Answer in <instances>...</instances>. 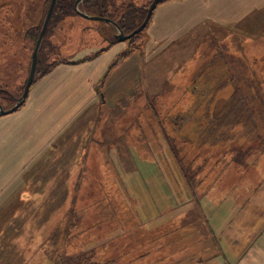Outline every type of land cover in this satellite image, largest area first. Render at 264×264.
<instances>
[{"label": "rangeland", "instance_id": "1", "mask_svg": "<svg viewBox=\"0 0 264 264\" xmlns=\"http://www.w3.org/2000/svg\"><path fill=\"white\" fill-rule=\"evenodd\" d=\"M151 1L107 0V10L119 18L131 10V4L143 7ZM49 6L48 0H0V88L19 93L25 85L38 39L32 27ZM112 28L107 21L80 14L63 16L49 33L48 45L55 54L47 63L106 53L116 34ZM196 36L153 58L156 53L144 52L145 38L140 39L141 47L105 77L128 46L120 41L121 46L126 43L124 48L97 85L105 92L98 102L58 134L54 147L38 152L24 179L6 181L5 188L19 182L21 194L17 210L16 205H11L12 210L0 209V264H55L53 256L64 245L73 256L82 251L98 261L122 264L118 254L128 249L123 241L126 225L138 239L144 234L143 249L135 248L145 254L146 264L237 263L223 256L209 226L206 212L213 210L215 219L224 221L223 208H214L207 199L211 190L202 191L197 167L193 175L188 173V187L171 154L174 148L166 142L167 131L152 124L147 127L151 111L147 103L160 112L186 95L193 99L190 85L195 80L200 88L220 77L240 84L246 97L238 104L227 97L229 102L217 107L208 130L213 143L232 142L236 156L241 154L244 160L243 165L229 164L215 184L220 188L222 177L239 179L264 151V37L223 29ZM250 85L258 98L247 94ZM1 102L9 106L2 95ZM194 107L181 111V117L188 118ZM178 235L180 242L174 237Z\"/></svg>", "mask_w": 264, "mask_h": 264}, {"label": "crops", "instance_id": "2", "mask_svg": "<svg viewBox=\"0 0 264 264\" xmlns=\"http://www.w3.org/2000/svg\"><path fill=\"white\" fill-rule=\"evenodd\" d=\"M220 29L247 37H264V0H167L157 6L147 25L143 49L155 52L152 58L158 57L157 54L175 45L183 46L203 31ZM116 31L114 27L113 32ZM121 44L118 41L106 53L91 59L60 63L32 85L27 100L17 111L0 116L2 211L12 210L11 205H16L17 210L21 194L19 182L5 188L6 181L24 179L27 165L35 163L48 145L54 147L58 134L101 98L104 88L98 89L97 85L126 43ZM252 163L241 180L236 176L222 177L221 187L212 186L207 197L215 203L214 208H223L226 214V220L220 221L215 219L213 210L206 212L223 256L236 264H264V151ZM217 193L219 199L215 200ZM174 237L179 242L182 239L180 235ZM154 254L158 260V252ZM174 254L180 259L184 257ZM144 255L133 254L132 261L139 264L142 260L141 264H146Z\"/></svg>", "mask_w": 264, "mask_h": 264}, {"label": "trees", "instance_id": "3", "mask_svg": "<svg viewBox=\"0 0 264 264\" xmlns=\"http://www.w3.org/2000/svg\"><path fill=\"white\" fill-rule=\"evenodd\" d=\"M48 1L50 5L51 0ZM165 1L167 0H161L160 3ZM151 2L143 7H133V5L131 4V10L125 12L123 11V14H119V18H114L113 14H111V12L107 10V0H82L79 4V8L83 12L91 15H102L104 17L113 19L120 25L124 33L128 34L135 30L143 22L147 14V8ZM75 3L76 0L56 1L52 17L47 27V31L42 39L39 48L34 83L49 74L60 63L68 62L67 60L59 59L53 63H47V58L55 54V51H53L54 48L50 46L51 43L50 45H48L49 40L47 39L49 38V33L50 31H52L54 25L58 23V21L63 18V16L78 14L75 9ZM124 9L125 8H123L122 10ZM46 15L47 11L43 19H41V21L38 22L37 25L32 27L36 38L39 37ZM109 24L112 25L113 28L115 27L113 24ZM145 31L146 27L138 34L132 36L127 40V48L122 53L118 54L114 63L109 67V70L106 73L105 77L109 76L112 70L115 69L121 61L129 57L132 53L136 52L141 47V43H139V40L145 38ZM116 42L118 41L114 37L112 38V42L110 45ZM235 84L236 82L233 83L231 80L226 81V78H224L223 81L220 77L219 79H211L208 81V83L205 82V85L200 88V86L196 84L195 80V83L190 85V93L191 95H193V99L187 97L186 95V97L181 98L182 100H180L179 103L178 100H175V103L173 102V104L170 106V109L168 108L167 110L166 108L167 111L160 112L156 110L154 105L152 107V105L147 103L149 109L151 110L149 116L146 118L147 127H150V125L152 124L155 125V127H161L163 131H167L168 134L164 135L169 137L170 139L169 141L166 139V142L169 145H172L169 147L174 148V152L171 150V154L175 155V164L178 170L181 171L182 177L187 183L188 187H191L190 182L188 181L190 180L188 179V173L191 172L193 175L194 167L198 168L197 172L201 175L200 186L202 191L204 192L210 190L212 186L215 185L217 180L221 177L220 175L229 164H231L232 162H235L238 165L244 164V160L241 159V157L243 156H241V154H239V156H236V149L232 142L224 140L223 143H213V139L208 133L209 127L213 123L216 116L215 114L217 112V107L219 108L221 106V103L229 102L225 97L226 93L230 92L231 94L229 96L237 101V104L241 102L240 100L246 97V92L244 93V91L242 90V86L240 84ZM249 89L250 91H248L247 94H250L254 99H256V97L258 98L256 88L253 87V85H250ZM23 90L24 85L21 87L19 93L10 92L5 88H0V96L2 95L3 98H6V102H9V106H5L1 102L2 106L5 109L12 107L17 102L18 98L22 95ZM192 105L195 106L193 109L194 113L190 114L188 118H184L183 116L181 117V115L183 114L182 112L189 111ZM255 109L256 106H253V111ZM256 112L257 111H255L253 115L258 117V115H256ZM130 129L134 130L132 127H130ZM137 131L140 130L138 129ZM175 139H177L179 142H173V140ZM190 151H192L193 153L192 159L189 158ZM124 215L127 216V213H124ZM128 218L130 219V217ZM126 227L127 228L124 227L126 234H122L124 235L123 241L126 242V246L128 245V249H126V251H124L123 253L120 252L118 254V260H122V264H127V261H130L133 258L131 254L137 255L141 253V250L139 249V251L138 248L135 247L137 246L143 249L142 242L143 240H145L144 234L138 239L133 234L134 230L129 229V226L127 225ZM60 247L61 248H58L59 252H56L57 254L53 256V258H55L53 259L55 264H117V262L113 259L98 261L94 257L86 256L82 251L78 252L79 256H73L65 251V245L63 246V248L62 246ZM80 258L82 259V261Z\"/></svg>", "mask_w": 264, "mask_h": 264}, {"label": "water", "instance_id": "4", "mask_svg": "<svg viewBox=\"0 0 264 264\" xmlns=\"http://www.w3.org/2000/svg\"><path fill=\"white\" fill-rule=\"evenodd\" d=\"M57 0H51L50 2V6L49 9L47 11V15L45 17L41 32L39 34V37L36 41L33 53H32V62H31V68H30V72L27 78V81L24 85V90L22 95L18 98L17 102L10 108L5 109L2 104H0V116L2 115H6V114H10L13 113L15 111H17L27 100L28 95L30 93V90L32 88V85L34 83V78H35V73H36V67H37V60H38V52H39V48L42 42V39L47 31V27L48 24L50 22V19L52 17L54 8H55V4H56ZM82 0H76L75 3V9L78 12V14H80L81 16L88 18V19H93V20H103V21H107L111 24H113L117 31L115 34V38L117 39V41H127L129 38H131L132 36L138 34L140 31H142L149 23L155 9L157 8V6L160 4L161 0H152V2L150 3L149 7L147 8V14L146 17L144 18L143 22L135 29L133 30L131 33H124V31L122 30V28L120 27V25L114 21L111 18L108 17H104L102 15H91L88 14L86 12H83L80 8H79V4Z\"/></svg>", "mask_w": 264, "mask_h": 264}]
</instances>
